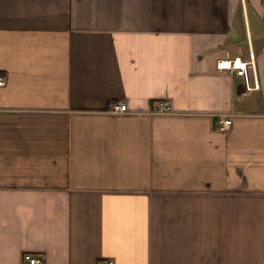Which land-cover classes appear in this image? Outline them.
<instances>
[{
    "label": "crops",
    "instance_id": "0c3cea01",
    "mask_svg": "<svg viewBox=\"0 0 264 264\" xmlns=\"http://www.w3.org/2000/svg\"><path fill=\"white\" fill-rule=\"evenodd\" d=\"M0 75V264H264V0H0Z\"/></svg>",
    "mask_w": 264,
    "mask_h": 264
},
{
    "label": "built area",
    "instance_id": "2783aa9c",
    "mask_svg": "<svg viewBox=\"0 0 264 264\" xmlns=\"http://www.w3.org/2000/svg\"><path fill=\"white\" fill-rule=\"evenodd\" d=\"M216 66L219 70H228L231 73H236L237 75H243L245 74L248 67H251L253 71L255 68V60L254 55L251 54L250 60L245 61L241 59L240 57L231 58L229 56H226L222 59L217 60ZM6 84V79L0 75V86H3ZM258 81H255L254 88H258ZM112 111L115 113H124L129 111V107L127 102L119 101L112 104ZM158 110L161 112H165L170 110L169 105H167L164 102H160L158 104ZM232 124V120L229 117H223L218 121V126L220 129L225 130L228 129ZM24 258L26 261H28L30 264H40L42 262V259L38 257H34L33 255L26 253ZM101 264H114L113 261H103Z\"/></svg>",
    "mask_w": 264,
    "mask_h": 264
}]
</instances>
